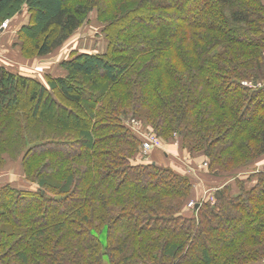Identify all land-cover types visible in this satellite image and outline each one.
<instances>
[{
    "label": "trees",
    "instance_id": "trees-1",
    "mask_svg": "<svg viewBox=\"0 0 264 264\" xmlns=\"http://www.w3.org/2000/svg\"><path fill=\"white\" fill-rule=\"evenodd\" d=\"M24 12L28 61L94 12L106 50L46 84L0 65V168L35 186H0V264H264V170L239 176L264 157V87L243 85L264 80V0H0V27ZM133 117L207 159L214 203L139 162Z\"/></svg>",
    "mask_w": 264,
    "mask_h": 264
},
{
    "label": "rangeland",
    "instance_id": "rangeland-1",
    "mask_svg": "<svg viewBox=\"0 0 264 264\" xmlns=\"http://www.w3.org/2000/svg\"><path fill=\"white\" fill-rule=\"evenodd\" d=\"M29 20V15L27 12H24L22 15L17 17L16 19L12 21H8L9 23L6 25V27H0V60L5 61L8 59V56L10 53L13 52V50H16L15 45L13 46L12 41L17 40V31L20 28V26L26 24ZM102 27L97 22V15L96 13H92L89 16V20L82 28H80L72 37L69 39L63 47H61L59 50H57L52 55L43 58V59H35L31 60L29 62V71H27L28 75L35 77L37 79H40L42 82L46 84V76L49 75L52 77H59L63 76L65 73L62 70L60 64L63 63V61L68 60L70 58L72 51H78L80 53L89 52V53H98L103 52L106 49V40L104 39V35L101 33ZM36 62V63H34ZM40 63V64H39ZM43 65V66H41ZM264 81V80H263ZM263 81L259 82H250L254 84H259ZM259 88V87H258ZM253 88V89H258ZM80 114V112L78 113ZM67 125H71L73 122H71V119L65 121ZM74 125V123L72 124ZM158 136V135H157ZM160 139L161 137L158 136ZM162 147L157 150H163L164 146H168L171 144L172 146L177 147L180 151L183 149L181 148V142L178 134H175L173 137V140L170 142H165L163 139H161ZM166 146V148H167ZM156 151V150H155ZM154 152V151H153ZM152 152V153H153ZM185 152L183 156H180L181 159L176 158L177 163V171L179 173H182L184 175H187L190 180H192V183L194 185V189L197 188L199 185H202L204 182V186L202 188L201 194L198 196H192L193 202H199L200 200L206 199L208 195H210V199L212 201V197H214V193L218 189V185H221V182H218L219 180H215V178L212 177V175L208 172V161L207 159L202 155H197L192 157L188 154L187 151ZM185 155V156H184ZM151 156V155H150ZM149 156V159L144 157L141 151V154L137 157V159L141 160L139 162L144 163H152L154 162L153 159ZM155 156V155H154ZM163 161V159H162ZM160 162V165L164 167H171L168 163L165 161ZM155 163V162H154ZM254 169V168H253ZM256 169V168H255ZM257 170V169H256ZM244 173V172H243ZM21 172V168L19 163L9 162L6 165L2 166L0 168V186L5 183H11L12 185L19 187V188H30L34 189V185H29L27 182H25V179L23 177ZM240 177H245L244 174H239ZM207 180H204L205 178ZM206 182V183H205ZM202 187V186H201ZM211 191L210 194L206 195L208 191ZM195 194V192L193 193ZM206 195V196H205ZM191 202V201H190ZM212 203H214L212 201ZM189 204V203H188ZM187 210H189L187 208ZM246 223H238L235 225V227L230 228L231 234L235 233V231H239L241 229V226L246 227ZM236 228V229H235ZM233 230H235L233 232ZM99 238L101 239L104 246H106V238H107V230L104 229L101 233L98 234ZM104 264H109L107 255H104Z\"/></svg>",
    "mask_w": 264,
    "mask_h": 264
},
{
    "label": "crops",
    "instance_id": "crops-1",
    "mask_svg": "<svg viewBox=\"0 0 264 264\" xmlns=\"http://www.w3.org/2000/svg\"><path fill=\"white\" fill-rule=\"evenodd\" d=\"M12 43H13L12 44L13 46L15 45L14 48H16V50H13V52L10 53L7 60H5V61L0 60V65L5 66L7 69H9L13 72H17V73H20V74L25 75V76H30V75H28L27 71H29V69H28L30 67L29 62H31V61H28L21 56L19 47L16 45V41H14V42L12 41ZM34 63H36V62H34ZM41 66H43V65H41ZM166 146H164L163 150H161V151L160 150L154 151L150 157H151V159H153V161L155 163L157 162L158 164H160V162L163 159V161L168 163L169 166L177 169L178 166H177V163L175 162L176 158L178 160L181 159L180 156H183V154L185 152L180 151L177 147L172 146L171 144H169L167 146V148H166ZM260 170H264V157L262 159H260L259 161H257L254 165H252V167L250 168V171H246L242 174H244L246 177L247 174L253 173V171L259 172ZM204 180H207V179L205 178ZM215 180H217V179H215ZM201 183H203V184L199 185L197 188H195L194 196H198L199 194H201L202 188L205 185L204 182H201ZM204 188H205V186H204ZM210 193H211V191L209 190L206 195H208Z\"/></svg>",
    "mask_w": 264,
    "mask_h": 264
},
{
    "label": "built area",
    "instance_id": "built-area-1",
    "mask_svg": "<svg viewBox=\"0 0 264 264\" xmlns=\"http://www.w3.org/2000/svg\"><path fill=\"white\" fill-rule=\"evenodd\" d=\"M9 22H5L2 24V27H6V25ZM243 85L250 87V88H263L264 87V81L259 84H254L250 82H245ZM126 125L134 132L136 133L142 140V147L141 151L144 157L149 159V156L152 154L153 151L160 149L162 147L161 139L151 130H147L143 126V124L136 118H132L126 122ZM212 201L214 202V197H212ZM195 202L191 200L188 204V209H193L195 206Z\"/></svg>",
    "mask_w": 264,
    "mask_h": 264
},
{
    "label": "water",
    "instance_id": "water-1",
    "mask_svg": "<svg viewBox=\"0 0 264 264\" xmlns=\"http://www.w3.org/2000/svg\"><path fill=\"white\" fill-rule=\"evenodd\" d=\"M197 207H198V205H197Z\"/></svg>",
    "mask_w": 264,
    "mask_h": 264
}]
</instances>
